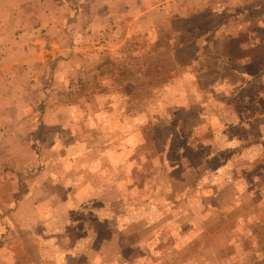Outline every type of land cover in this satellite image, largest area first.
<instances>
[{
    "label": "rangeland",
    "instance_id": "374dc122",
    "mask_svg": "<svg viewBox=\"0 0 264 264\" xmlns=\"http://www.w3.org/2000/svg\"><path fill=\"white\" fill-rule=\"evenodd\" d=\"M160 1L50 35L74 73L0 149V264H264V0Z\"/></svg>",
    "mask_w": 264,
    "mask_h": 264
},
{
    "label": "crops",
    "instance_id": "0c3cea01",
    "mask_svg": "<svg viewBox=\"0 0 264 264\" xmlns=\"http://www.w3.org/2000/svg\"><path fill=\"white\" fill-rule=\"evenodd\" d=\"M123 1L87 0V6L82 7L78 3L80 0H0V149L3 148L5 151L10 145L32 146L33 142L27 140L30 127L28 128L26 122L31 107L24 93H42V89L38 88L43 83L45 74H49L47 78L50 80L54 77V81L56 77L60 78V74L66 80L73 77L71 75L74 73L73 61L67 58L70 51L75 52L79 47L70 46L71 34H63L61 39L50 35L52 33L58 35V32L67 27L65 19L71 21L78 11L79 15L85 14L91 19L90 27L87 29L90 37L111 26V19H124L126 16L136 18L140 13L146 12V10L139 11V14L133 12L134 6L131 3H139V0H129L131 3L126 6L122 4ZM169 1L174 0H162L160 3L167 2L169 5ZM166 6L167 4L163 5ZM70 25L71 23L67 28ZM36 31L47 33V38L40 40L28 38L26 42L18 40L25 34L34 36ZM101 47L103 46L95 48ZM18 52L20 55H15ZM59 56H64V60L55 63L54 60H58ZM26 83L33 84L32 88L37 86L36 90L30 92L26 90ZM33 157L34 155L30 158L21 157L19 163L22 161L26 164ZM15 186L12 188V195H15L18 189ZM23 202L29 206L28 198ZM30 207L28 209H33ZM14 219L11 220L15 222Z\"/></svg>",
    "mask_w": 264,
    "mask_h": 264
}]
</instances>
